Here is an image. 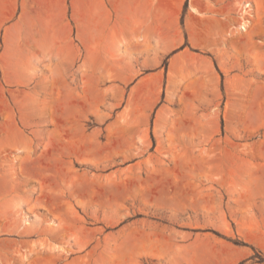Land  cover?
I'll return each mask as SVG.
<instances>
[{
    "label": "rangeland",
    "instance_id": "obj_1",
    "mask_svg": "<svg viewBox=\"0 0 264 264\" xmlns=\"http://www.w3.org/2000/svg\"><path fill=\"white\" fill-rule=\"evenodd\" d=\"M207 1L235 25L256 106L199 107L217 131L180 143L153 127L175 116L165 76L132 102L116 76L12 86L0 0V264H264V0Z\"/></svg>",
    "mask_w": 264,
    "mask_h": 264
},
{
    "label": "crops",
    "instance_id": "obj_2",
    "mask_svg": "<svg viewBox=\"0 0 264 264\" xmlns=\"http://www.w3.org/2000/svg\"><path fill=\"white\" fill-rule=\"evenodd\" d=\"M221 6L207 0H12V86L61 91L66 76H79L95 90L97 77L116 76L129 86L132 102L138 91L157 90L156 84L144 87L148 79L165 76L175 116L162 114L153 127L180 143L216 132L218 123L209 125L195 109L248 108L251 116L256 106L250 88L241 96L239 42Z\"/></svg>",
    "mask_w": 264,
    "mask_h": 264
},
{
    "label": "bare ground",
    "instance_id": "obj_3",
    "mask_svg": "<svg viewBox=\"0 0 264 264\" xmlns=\"http://www.w3.org/2000/svg\"><path fill=\"white\" fill-rule=\"evenodd\" d=\"M244 28V27H243ZM97 188V187H96ZM103 191V190H102ZM25 224V223H24Z\"/></svg>",
    "mask_w": 264,
    "mask_h": 264
}]
</instances>
